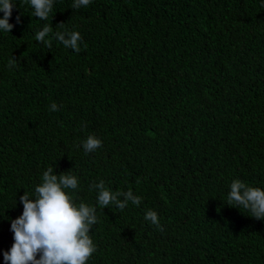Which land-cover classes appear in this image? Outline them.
<instances>
[{
	"label": "trees",
	"instance_id": "1",
	"mask_svg": "<svg viewBox=\"0 0 264 264\" xmlns=\"http://www.w3.org/2000/svg\"><path fill=\"white\" fill-rule=\"evenodd\" d=\"M12 2L13 28L0 29V264L19 197L49 166L75 174L76 202L97 209L86 264H264V220L226 204L234 179L264 190V0H54L48 20ZM46 24L78 31L80 51L36 41ZM90 134L102 146L85 153ZM100 181L140 205L101 209L89 187Z\"/></svg>",
	"mask_w": 264,
	"mask_h": 264
},
{
	"label": "clouds",
	"instance_id": "2",
	"mask_svg": "<svg viewBox=\"0 0 264 264\" xmlns=\"http://www.w3.org/2000/svg\"><path fill=\"white\" fill-rule=\"evenodd\" d=\"M91 0H74L72 7L88 6ZM34 9V16L41 20H48L52 13L54 0H30ZM13 8L12 0H0V29L10 32L13 25L9 23ZM19 22V17H17ZM63 27V23L59 24ZM52 38L60 41L66 48L75 52L80 51L82 40L78 31L53 32L51 24H46L35 34V40L43 42L51 48ZM13 58L9 67L16 66ZM55 112L59 108L55 103L50 105ZM102 146V141L95 135H88L82 142L85 153L95 152ZM79 179L71 172L56 174L49 166L42 175V182L34 189V194L24 192L19 197L23 205L22 214L11 220L10 230L13 233V244L3 254L5 264H86L97 248L90 236V230L98 220L96 207L84 202H76L74 190H78ZM97 191V204L101 209L110 204L123 210L131 201L139 206L142 197L134 195L132 191H112L103 181L89 186ZM123 197V199H120ZM227 205L242 206L251 212L252 217L264 220V190L252 187L245 182L234 179L230 184ZM144 219L150 221L162 230L158 215L155 211L147 210ZM39 254V258L37 255Z\"/></svg>",
	"mask_w": 264,
	"mask_h": 264
}]
</instances>
